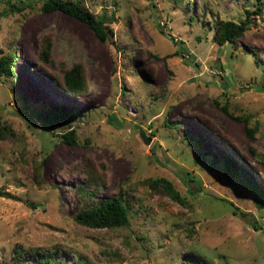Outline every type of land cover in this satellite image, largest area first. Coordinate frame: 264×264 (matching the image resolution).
<instances>
[{
	"label": "rangeland",
	"instance_id": "374dc122",
	"mask_svg": "<svg viewBox=\"0 0 264 264\" xmlns=\"http://www.w3.org/2000/svg\"><path fill=\"white\" fill-rule=\"evenodd\" d=\"M83 1L112 18L105 41L41 2L16 13L0 2V57L16 54V75L0 79V121L14 131L0 138V189L11 194L0 196V264H32L29 247L57 248L54 264H264V207L248 184L264 193V0L260 10L257 0ZM216 20L248 26L219 45ZM74 63L85 91L55 89ZM48 105L73 117L46 130L36 115ZM72 128L75 145L60 135ZM157 177L186 204L144 183ZM120 193L127 226L73 219Z\"/></svg>",
	"mask_w": 264,
	"mask_h": 264
},
{
	"label": "trees",
	"instance_id": "16d2710c",
	"mask_svg": "<svg viewBox=\"0 0 264 264\" xmlns=\"http://www.w3.org/2000/svg\"><path fill=\"white\" fill-rule=\"evenodd\" d=\"M0 2L4 3V11L6 13L20 12L26 7H29L34 2H41V10H60L86 23L100 40L105 41L108 37L105 22L111 20L112 18H109L105 14L95 16L87 9L83 0H0ZM259 4L260 0H257V10H260ZM251 12L253 11H246L247 14H250ZM247 26V20H242L239 22H234L231 20H216L212 38L219 45H223L225 43H234L245 32ZM49 45L50 43L47 42L40 54L42 59L46 61L49 60ZM176 53L177 52H175V54ZM14 57H16L15 52H10L5 56L0 57V79L11 78L16 75L12 68ZM52 85L55 89L67 94L83 93L86 89V82L81 65L74 63L70 67L65 68V70H63L62 72L61 81L55 78L52 81ZM223 109L225 110L224 107ZM36 116L43 124L44 129L48 130L54 129L55 127L60 126L63 121L71 119L73 117V114L72 111L67 107L58 105H48L47 107L41 108ZM236 118L241 119L238 116H236ZM208 127L210 129H213L210 124L208 125ZM245 129L248 134H252V130L250 128H247L245 126ZM6 133H10L11 135H13L14 131L8 124L2 123L0 121V138H2ZM60 135L61 140L64 143L70 145L77 144L76 134L73 128L61 133ZM217 135L219 134L217 133ZM184 137L197 142V139L189 134L185 135ZM261 157L263 158L264 156L261 155ZM40 165V161L34 160V172H39ZM224 166H226L227 169L230 167L231 169L233 168L234 170H236V168L232 166V162L227 158H224ZM236 172L240 173L241 176L245 177L243 175L245 174V172ZM144 183L151 190L161 192L177 203L183 205L186 204L185 198L166 178H148L144 181ZM248 184L249 191H251L254 196V202L256 204V207L263 208L264 193L260 190V188L254 181H249ZM80 190L82 192L87 191L83 186L80 188ZM0 196L11 197V194L0 189ZM228 203L232 205L231 202ZM30 205L32 207H37V205L33 203H30ZM127 205V201L123 198L120 193L118 195H114L111 198H103L98 203H95L94 201L88 202L87 205L81 207L73 214V219L76 223L80 225L92 228H116L121 226H127L129 224ZM233 213L236 212L234 211ZM254 226L256 227V229H258L256 225ZM24 252L33 257L34 261L32 264H54V261L57 260L56 253H58V249L55 248L53 251H44L37 247H29L25 249ZM19 254V250L15 249L13 257L17 259L20 256Z\"/></svg>",
	"mask_w": 264,
	"mask_h": 264
},
{
	"label": "water",
	"instance_id": "95a60500",
	"mask_svg": "<svg viewBox=\"0 0 264 264\" xmlns=\"http://www.w3.org/2000/svg\"><path fill=\"white\" fill-rule=\"evenodd\" d=\"M139 134L145 144H149L151 142V138L148 137L143 130H141Z\"/></svg>",
	"mask_w": 264,
	"mask_h": 264
}]
</instances>
